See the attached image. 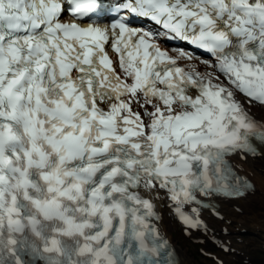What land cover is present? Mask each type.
I'll return each instance as SVG.
<instances>
[{"label": "snow or ice", "instance_id": "6c2138e0", "mask_svg": "<svg viewBox=\"0 0 264 264\" xmlns=\"http://www.w3.org/2000/svg\"><path fill=\"white\" fill-rule=\"evenodd\" d=\"M257 107L264 0H0V264H179L155 201L253 191Z\"/></svg>", "mask_w": 264, "mask_h": 264}, {"label": "bare ground", "instance_id": "6f19581e", "mask_svg": "<svg viewBox=\"0 0 264 264\" xmlns=\"http://www.w3.org/2000/svg\"><path fill=\"white\" fill-rule=\"evenodd\" d=\"M196 55L206 58V56H203L200 54H196ZM257 110L260 111L261 109L258 107ZM246 166L249 170H252L254 172L255 180L257 183L256 194L253 196H250L248 199H246L243 202L245 213L242 216V218H244V220L249 224L253 221L258 220L257 218H258L259 212L256 210L257 204L260 203L264 208V157L255 162H250L249 164H246ZM247 209H250V211ZM261 220L262 222L259 225V227H261V229H264V218ZM163 223H164V226H166V228L172 234H174V231H177V225L171 220V218L168 215H166ZM253 228L256 230L257 225H254ZM180 251H181L183 264H193L194 257L189 253L188 248L187 247L182 248ZM227 263H229V261H227Z\"/></svg>", "mask_w": 264, "mask_h": 264}, {"label": "rangeland", "instance_id": "374dc122", "mask_svg": "<svg viewBox=\"0 0 264 264\" xmlns=\"http://www.w3.org/2000/svg\"><path fill=\"white\" fill-rule=\"evenodd\" d=\"M247 210L250 211V209H247ZM174 234L177 235V236L179 237L180 242H181L183 245H186L185 243H188L186 240H183V237L181 236V234H180L179 231L174 232ZM188 244H189V243H188ZM183 247H185V246H183ZM187 248H188V247H187ZM193 251H194V250H193L192 248H191V249L189 248V253H190V254H192ZM192 256L195 257V259H196V261H197L196 264H203V263H201L198 254H195V253H194ZM259 264H264V263H259Z\"/></svg>", "mask_w": 264, "mask_h": 264}]
</instances>
